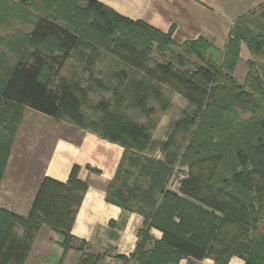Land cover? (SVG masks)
Here are the masks:
<instances>
[{
  "label": "trees",
  "instance_id": "1",
  "mask_svg": "<svg viewBox=\"0 0 264 264\" xmlns=\"http://www.w3.org/2000/svg\"><path fill=\"white\" fill-rule=\"evenodd\" d=\"M33 2L0 0V18L17 11L19 3L28 7ZM42 3L44 14L32 16L29 12L31 21L26 16L31 23L27 36L32 42L26 54L16 56L11 63L0 55V180L23 108L57 119L67 116L124 149L123 157L131 170L119 164L107 186L106 201L135 209L143 216V227L138 230L130 258L118 257L129 259V264H178L184 257H211L216 264H227L236 255L243 264H264V209L260 205L264 189V113L260 103L264 79L252 60L243 83L233 75L239 42L245 39L250 52L260 53L264 28L245 36L232 26L224 48L219 50L204 36L177 43L171 30L163 32L143 20L130 19L99 0ZM101 33L109 35L106 43L92 44V38H100ZM25 35L18 36L19 50ZM82 45L110 50L122 70L104 82L93 76L96 69L92 61L83 66L88 73L85 79L73 71L71 77L63 75L61 70L73 67L68 61ZM205 49L208 59L203 56ZM187 55H195L197 62ZM169 83L182 88L180 95L187 105L172 123L168 140L159 146L162 157L156 158L144 152L153 122L126 121L121 103L128 100L131 108L146 117L155 112L151 102L164 112L169 105L164 95ZM94 84L109 92L110 98H101L93 106L96 116H87L81 108L87 104L89 91H95ZM8 107L13 110L8 112ZM248 108L250 116H242ZM8 116L15 118L9 120ZM178 132L186 137L181 150L171 142ZM207 160L215 163L208 178L189 169L179 180L177 191L167 186L175 164L190 166ZM76 173V167L72 168L65 183L45 177L27 216L0 207V264H19L32 235L43 223L62 235L64 251L71 247L70 239L75 238L69 229L85 187ZM118 174L121 183L114 187ZM47 201L51 204L49 215ZM16 226L24 233L14 243ZM150 227L161 231L159 239L150 236ZM236 227L231 236H221ZM86 245L80 240L82 254L76 264H99L98 257L85 250Z\"/></svg>",
  "mask_w": 264,
  "mask_h": 264
},
{
  "label": "crops",
  "instance_id": "2",
  "mask_svg": "<svg viewBox=\"0 0 264 264\" xmlns=\"http://www.w3.org/2000/svg\"><path fill=\"white\" fill-rule=\"evenodd\" d=\"M99 1L130 19L143 20L163 32L171 30L177 43L204 36L219 50L224 48L235 19L223 0ZM64 121L67 120L28 107L22 109L0 180V207L27 216L42 180L48 177L65 183L76 167V174L85 187L70 233L74 240L87 243L85 250L103 253L99 264H129V259L126 261L117 255L130 258L138 241V230L143 227V216L135 209L106 201L107 186L119 164L123 169H130L127 158L123 157L124 149L90 129L70 131ZM152 144L144 151L146 155H150ZM121 178L118 174L114 187L120 186ZM128 184L131 185V177ZM23 233L20 228V240ZM149 234L154 239L162 235L154 227L149 228ZM31 239V247L25 250L19 264H76L82 254L77 246L64 251L62 235L45 223ZM178 264L216 263L211 257H184ZM227 264H243V260L233 255Z\"/></svg>",
  "mask_w": 264,
  "mask_h": 264
},
{
  "label": "rangeland",
  "instance_id": "3",
  "mask_svg": "<svg viewBox=\"0 0 264 264\" xmlns=\"http://www.w3.org/2000/svg\"><path fill=\"white\" fill-rule=\"evenodd\" d=\"M223 2L226 5V7L234 14V18H235L233 22L234 30L241 29L244 32L245 36H247L248 32L253 33L258 31L262 27L264 28V0H223ZM17 5L19 6V9L17 11H15L14 13L11 12L12 13L11 15L0 18V55H4L6 58V62H10V63L14 60L16 56L26 54V52L29 50L30 46L32 45V42H30L27 36L31 28V23L27 22L26 16H29L31 21L32 16L40 13L44 14L46 11V9L42 10V6H43L42 0H34L33 4H31L28 7H26L22 3H19ZM1 12L3 11L0 10V15H2ZM29 12L33 15L30 16ZM24 34H26L25 36L27 37V39L25 37L21 39L20 44L22 45L23 49L19 50L17 46L19 44L18 36H23ZM97 37L100 38L98 39L92 38V40L95 42L92 44H100L104 42L106 43V40L109 38V35L101 33ZM11 39H13V43L16 40H18V43L13 44ZM173 49L175 51L176 50L178 51V48H173ZM110 52H111L110 50L105 48H100L99 46L96 47V45L94 48H91L89 45L79 46L72 54L71 60L68 61L72 63L71 65L73 67L69 68L68 66H66V68H63L61 70V72L63 75H66L67 77H71L72 76L71 71H73L77 75H79L80 78L85 79L88 73L84 71L83 66L93 61V65L95 66L94 68L96 69V71L94 69L92 70L93 76L102 78L104 80L108 79V76H110L111 74H113V72H116L117 70H119V68H121V65L118 63L116 56L112 55ZM208 52L209 51L207 49L203 50V56L205 59L209 58ZM188 57L192 58V60L197 62V57L195 55H191V57L190 56ZM218 60H219V56L217 57L216 61ZM250 60H252V62H254V65L258 67L259 73L264 79V49L260 53L253 54L247 48L245 39H242L239 42V54L233 69V75L240 83H243L245 80V77L249 70L248 61ZM129 72H130L129 74H131L130 69ZM104 82H106V80ZM82 85H84L83 82ZM93 88L95 89V91L92 92L89 91L88 94L89 105H87L88 104V100H87V104L81 108V111L87 116H96L95 114H93V106L99 100H101V98L104 99L110 98L109 92L103 91L100 88H96V84L93 85ZM168 88L169 90L166 88L167 90L164 91V95L169 100V105L167 110L164 112H161L158 109L157 104L155 102H151L150 104L155 106V112L146 117L145 114L141 113L138 109L131 108V106H129L128 100H126L124 103H121L122 114L123 117H125L126 121L128 120L131 121V119H133L134 121H138L141 123H146L148 120L151 123L153 122L154 127L150 130V134H151L150 142H153V144L151 146L152 148H150L151 150L149 149L150 151L148 152V154L155 157L157 156L159 157V155L161 156L159 151L160 148L158 147L159 143L164 142L169 138V135L171 133V126H172L170 123L173 120H176L177 118L180 117L182 110L185 109L187 105V101L180 95V92H182L180 91L182 90L180 86L169 83ZM173 98H174V102H171ZM260 103H262L261 110L264 113V97L261 98ZM12 110L13 109H11L10 107H8L7 109L8 112ZM250 114L251 111L249 108L244 109L241 113V115L244 117L250 116ZM8 118L10 120L12 118H15V116L14 117L8 116ZM64 119L67 120L64 122L69 124L67 126L68 128H70V131H73L74 129L77 128L79 129L81 128L80 126H82V124L79 126L78 124H76L77 122L69 120L67 116H65ZM171 142L177 144L178 150H181L186 143V137H184L181 132H178L174 138L173 137L171 138ZM214 166L215 163L213 160L202 161L190 166H188L187 164L186 165L175 164L173 171L170 177L168 178L167 186L173 191H177L180 187L179 180L184 177V176L181 177L180 175L183 174L185 175L187 171H189V169H192L195 172H199L201 174V177L206 179L210 175ZM260 198H261L260 201L261 209H264V189L260 192ZM50 206H51L50 201H47L45 207L46 209H48L47 212L48 215L51 213ZM262 212L264 213V210H262ZM258 226L260 228L259 231L262 232L263 231L262 221L259 222ZM19 229L20 227L16 226L14 227V230L12 232V236H13L12 240L14 243L20 241V234H18ZM237 230H238L237 227L229 228L227 229V231H225V234H222L221 236H227V237L231 236L232 234L231 231H233L234 233ZM31 244H32V239L27 244L25 249L26 251L30 249ZM69 246L79 247L80 242L74 239H70ZM94 254L98 257L99 260H101V258L103 257L102 252H97Z\"/></svg>",
  "mask_w": 264,
  "mask_h": 264
},
{
  "label": "built area",
  "instance_id": "4",
  "mask_svg": "<svg viewBox=\"0 0 264 264\" xmlns=\"http://www.w3.org/2000/svg\"><path fill=\"white\" fill-rule=\"evenodd\" d=\"M181 177H183L184 175H180Z\"/></svg>",
  "mask_w": 264,
  "mask_h": 264
}]
</instances>
